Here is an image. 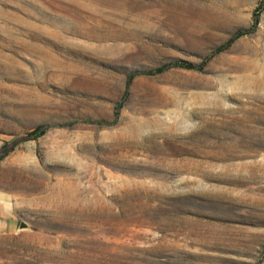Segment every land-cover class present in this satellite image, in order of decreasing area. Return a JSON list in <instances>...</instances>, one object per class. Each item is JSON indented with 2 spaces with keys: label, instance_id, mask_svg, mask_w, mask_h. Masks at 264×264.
<instances>
[{
  "label": "rangeland",
  "instance_id": "obj_1",
  "mask_svg": "<svg viewBox=\"0 0 264 264\" xmlns=\"http://www.w3.org/2000/svg\"><path fill=\"white\" fill-rule=\"evenodd\" d=\"M3 149L0 264H264V0H0Z\"/></svg>",
  "mask_w": 264,
  "mask_h": 264
},
{
  "label": "trees",
  "instance_id": "obj_2",
  "mask_svg": "<svg viewBox=\"0 0 264 264\" xmlns=\"http://www.w3.org/2000/svg\"><path fill=\"white\" fill-rule=\"evenodd\" d=\"M184 64H186V63H184ZM187 66H188V64H187ZM159 70H161V68H160ZM142 72H143V73H147L148 71H139V73H142ZM45 130H46V126L40 125V126H38L37 130L34 132V135H35V136L40 135V134H42ZM3 148H5V147H3ZM7 152H8L7 149H3V152L0 150V159H1V158H2Z\"/></svg>",
  "mask_w": 264,
  "mask_h": 264
},
{
  "label": "crops",
  "instance_id": "obj_3",
  "mask_svg": "<svg viewBox=\"0 0 264 264\" xmlns=\"http://www.w3.org/2000/svg\"><path fill=\"white\" fill-rule=\"evenodd\" d=\"M13 227L10 221H0V232H7Z\"/></svg>",
  "mask_w": 264,
  "mask_h": 264
},
{
  "label": "water",
  "instance_id": "obj_4",
  "mask_svg": "<svg viewBox=\"0 0 264 264\" xmlns=\"http://www.w3.org/2000/svg\"><path fill=\"white\" fill-rule=\"evenodd\" d=\"M19 227H20V228H21V227H24L23 222L20 223Z\"/></svg>",
  "mask_w": 264,
  "mask_h": 264
}]
</instances>
